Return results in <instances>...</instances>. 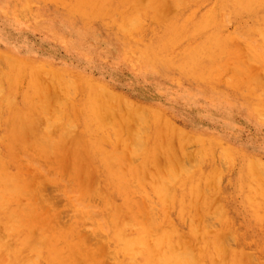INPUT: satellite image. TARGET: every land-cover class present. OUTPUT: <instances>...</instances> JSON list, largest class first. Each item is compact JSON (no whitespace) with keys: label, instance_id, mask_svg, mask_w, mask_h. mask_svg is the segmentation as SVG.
I'll list each match as a JSON object with an SVG mask.
<instances>
[{"label":"bare ground","instance_id":"6f19581e","mask_svg":"<svg viewBox=\"0 0 264 264\" xmlns=\"http://www.w3.org/2000/svg\"><path fill=\"white\" fill-rule=\"evenodd\" d=\"M127 4L75 0L60 17L85 34L94 19L117 43H131L128 57L142 68L193 82L189 94L264 123V78L245 63L235 72L224 63L236 34L264 40V0H216L197 23L188 14L139 41L131 36L141 31L144 5L137 0L130 11ZM227 12L246 29L210 45L206 27ZM181 38L196 45L176 51ZM253 57L263 70L264 55ZM43 66L0 50V264H205L214 257L255 264L251 249L225 245L235 237L229 231L247 227L237 226L239 216L264 228L253 224L264 215V163L221 133L177 128L165 109L136 106L103 83L74 82L59 70L41 77ZM243 73L250 82L230 81ZM221 83L229 91L212 92ZM210 222L222 231L210 234ZM183 234L194 242L202 236L200 253Z\"/></svg>","mask_w":264,"mask_h":264},{"label":"rangeland","instance_id":"374dc122","mask_svg":"<svg viewBox=\"0 0 264 264\" xmlns=\"http://www.w3.org/2000/svg\"><path fill=\"white\" fill-rule=\"evenodd\" d=\"M73 1L75 0H47L45 2L33 0L32 3L26 2L27 12L16 14V9L23 7V4L20 5L22 0H0V50L16 53L23 60L31 63L42 60L44 66L41 67L40 74L43 75H40L41 77L52 70H59L65 72L67 78L76 80L74 82H85L92 86L103 83L122 100L129 101L136 106L151 109L153 105L161 107L165 109L163 111L169 117L174 119V125L177 128L191 132L195 126H199L201 130L205 129L214 134L221 133L232 141V145L256 156L264 163V123H259L249 117L245 111H229L224 107L214 106L215 103L206 100L209 99L208 97L197 93L189 94V91L195 89L193 82L188 83L182 79L174 80L154 70L142 68L139 63H135L128 57L129 53L126 50L130 48L131 43L127 41L125 44L117 43L108 33L101 30L102 28L94 19H91L89 23V27L93 30L92 33H79L74 23L73 30V26L70 27V23L60 17L65 6L73 4ZM78 1L82 3L85 0ZM140 1L144 5V12L140 16L141 31L138 35L131 36L138 41L148 38L155 30L160 29L157 27L188 14L195 15L197 23L200 16L208 12L216 2V0H211L212 5H210L206 0ZM174 2L177 3V8H172ZM126 7L130 11H137V0H128ZM233 15L229 12L223 13L218 17L222 22L215 25L211 23L206 27V34L210 36L207 38L210 45L211 42L221 41L220 37L226 39V36L234 34L235 31L239 33L238 31L246 29V25L237 26V21L231 19ZM36 22L45 24L47 28H41ZM236 35H238L236 40L226 44V53L229 54L224 63L228 71L235 72V65L245 63L243 69L260 79L264 78V69L261 70L259 62L254 59L257 57H253V55H264V44L262 43L264 40L254 39L251 34L248 38L246 32ZM194 45L196 44L187 45L184 38H181L175 50L194 48ZM247 80L251 81L250 77L243 73L230 81L243 84ZM216 90L229 91L224 83L216 85L212 92ZM52 169L60 172L62 167L55 166ZM217 198H213V201L218 206L220 197ZM261 199L263 206L264 197ZM239 200L240 198H237V201ZM260 204L259 202L258 205ZM57 205L64 221L69 222L71 219L67 202L60 198ZM249 219H245L244 216L238 217L237 226L242 228L247 224V227L229 231L235 237H230V243L225 246L236 251L239 248L251 249L254 263L264 264V228H251ZM253 219L257 221L254 220L253 224L264 225V215ZM208 224L207 230L212 235H217L224 227L215 222H210V227ZM211 226L215 227L211 228ZM183 236L185 244L193 246V249L195 248L200 253L202 236H198L195 242L186 234ZM217 259L216 257L211 258L205 264H216L215 261L218 264H224L220 258L219 262Z\"/></svg>","mask_w":264,"mask_h":264}]
</instances>
